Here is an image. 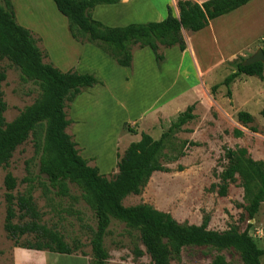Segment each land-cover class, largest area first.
I'll return each mask as SVG.
<instances>
[{"label":"rangeland","instance_id":"374dc122","mask_svg":"<svg viewBox=\"0 0 264 264\" xmlns=\"http://www.w3.org/2000/svg\"><path fill=\"white\" fill-rule=\"evenodd\" d=\"M11 4L18 25L27 27L31 35L39 39L37 47L43 52L45 63H49L50 55L61 53L67 55V51L70 54L78 51L74 44L72 46L71 43L67 44L61 32L63 43H47L39 34L33 32V30H49L67 24L66 19L56 11L51 0H11ZM263 5L264 2L261 9ZM240 13L239 11L236 14ZM245 13L254 12H242ZM235 15L218 21L219 23L215 24L213 37L201 31L197 37L195 35L190 38L193 39L196 49L198 46L201 48L204 54L203 57L201 56L203 62L208 64L202 75L205 87L202 85L198 88L195 93L196 101L194 93L187 88L196 82L188 56L181 70L177 71L179 62L177 55L172 53V49H167L168 53L164 54V69L160 72L162 65L157 66L152 53L151 56L147 52L152 61L148 58L149 61L144 62L142 67L135 65V71H131V68L123 70L127 71V76H123L122 70L116 69V65L107 57L105 63L99 64L98 61L101 59L98 56L90 64L95 67L92 69L94 70L92 75L95 73L94 77L99 84L81 93L73 108L71 104L66 106L67 119L71 121L66 133L77 144L79 155L81 154L82 157L87 151L89 153L101 151V155L108 157L116 141H119V146L122 147L130 140V136L126 135L128 130L123 129L127 121L130 122L145 114L140 133L158 140L180 112L194 105V120L183 126L179 133L168 140L163 152L161 163L169 172L154 173L142 193L139 196L127 197L122 205L132 207L146 204L170 214L179 224L198 226L204 217H208V228L217 232L226 231L231 227L243 232L247 225H250L248 235L259 249L264 250V203L261 204L255 218L247 221L243 210L245 206L243 191L239 181L229 187L225 198L217 196V189L212 190V187L219 183L217 176L225 165L224 150L242 148L252 160L264 161V117L260 116L264 107V81L241 75L230 86V99L227 98V89L223 86H220L214 94L211 93V88L220 85L233 73L238 63H243L258 50L264 51V20L259 19L260 14L256 16V23L254 22L250 29L247 23L237 28L229 26L237 17ZM261 17L264 18V12ZM216 28H220L222 32ZM188 35L189 33L184 32L185 37ZM225 39H227L226 45L223 46ZM52 47L54 48L50 49ZM222 50L224 53L220 55ZM67 57L69 58L68 55ZM0 69L6 74L1 90L7 105L4 118L9 123L25 107L31 105L40 92L37 86L22 82L19 71L7 61L0 62ZM159 100L168 102L165 106V114L166 117L172 118L159 119L158 123L150 127L153 116L148 113V109H152ZM70 110L71 114H69ZM239 112L250 114L253 122L243 127L237 121ZM128 128L136 133L139 131L136 123L128 125ZM250 128H254L256 132L250 131ZM235 130L242 133L240 138L235 137ZM118 149L121 151L120 148ZM179 151L184 157L172 161L171 158ZM103 169V173L106 174L105 164ZM7 173L16 180L13 196L31 192L36 211L40 216L38 225L59 234L71 248L78 247L72 256L27 251L18 248L7 237L4 232L6 192L3 185ZM115 174H106V177L111 179ZM27 177L31 179L32 189L29 183L23 182ZM42 180L43 176H40L38 171V158L35 157L33 141L30 137L14 151L8 165L0 167V264H90V240L95 229L92 213L80 200L70 203L67 199L56 198L51 191L45 190L46 188L40 185ZM70 194L74 197L79 195L74 188H70ZM28 221V219L24 221L15 219L13 224L19 225ZM27 242L35 243L34 235L21 237L17 244L21 246ZM134 245L144 251L138 241L137 233L128 231L124 225L112 220L103 239V247L109 255L108 264H149L147 255L138 260L134 258L132 255ZM216 255L223 256L228 264H241L235 254L225 251L218 253L206 248L184 249L180 260L171 264H210ZM260 261L264 264V256Z\"/></svg>","mask_w":264,"mask_h":264},{"label":"trees","instance_id":"16d2710c","mask_svg":"<svg viewBox=\"0 0 264 264\" xmlns=\"http://www.w3.org/2000/svg\"><path fill=\"white\" fill-rule=\"evenodd\" d=\"M51 1L66 19L73 41L80 45H93L117 66L130 68L134 50L148 49L157 66L162 65L163 50L177 48L180 53L185 51L184 32L198 33L210 21L245 6L250 0H208L202 4L177 0V18L167 7L166 17L161 22L116 28L95 21L92 11L98 5L117 4L119 0ZM38 42L39 39L17 24L11 1L0 0V62L5 60L10 63L19 71L22 82L37 86L40 92L31 105L7 123L4 118L7 105L1 90L6 74L0 69V167H6L14 151L32 138L39 175L43 176L40 185L58 199H67L70 203L80 200L92 213L95 229L90 240V264H108L109 255L103 247V239L112 220L138 234L144 251L134 245L132 255L136 260L147 255L149 264L178 262L182 251L188 248H206L218 253L225 251L235 254L241 264H261L264 250L259 249L248 235L250 225L243 232L235 227L217 232L208 228V217H204L198 226L179 224L170 214L146 204L122 205L127 197L139 196L154 173L169 172L161 163L163 152L168 140L194 120V105L180 113L158 140L141 133L138 142L131 143L122 155L117 154V173L108 179L100 175L96 167L88 165V161L79 155L77 144L66 133L71 125L65 112L66 106L85 90L98 85V81L92 74L61 72L51 63H45L43 52L37 47ZM262 53L264 55V51ZM241 75L264 81V63L249 66L238 63L233 73L220 85L211 88V93L223 86L230 99V86ZM260 116L264 117V107ZM237 121L246 127L253 122V118L248 113L239 112ZM124 128L133 133L128 124H124ZM250 131L256 132L254 128ZM234 135L240 138L242 133L235 130ZM183 157L184 154L179 151L171 159L178 161ZM223 160L225 165L217 176L219 183L212 190L217 189V196L225 198L229 187L239 181L245 203L244 214L247 221L253 220L264 203V161L252 160L242 148L224 150ZM23 182L29 183L32 189L30 178H25ZM3 185L6 192L4 232L18 248L64 256H72L78 250L76 246H68L59 234L38 225L40 216L31 192L13 196L16 180L11 174L5 175ZM70 188L79 193L78 197L70 194ZM15 219L29 221L17 225L13 224ZM27 235H34L36 242L18 246L17 241ZM210 264L228 263L223 256L216 255Z\"/></svg>","mask_w":264,"mask_h":264},{"label":"crops","instance_id":"0c3cea01","mask_svg":"<svg viewBox=\"0 0 264 264\" xmlns=\"http://www.w3.org/2000/svg\"><path fill=\"white\" fill-rule=\"evenodd\" d=\"M190 1L197 3V4H202L208 0H190ZM263 2H264V0H250L245 6L239 8V9H237L231 13H228L226 15H223L219 18H216V19L210 21L209 25L205 29L202 30V33H204V34L208 33L207 35H210V36L212 35V37H213L215 34V32H213L215 30V24L219 23L218 21H222V20L226 19V17H228V16H232V15H235L236 13H239V11L241 13L239 15L238 14L235 15L237 17L234 18V20H233L234 22H231L229 24V26H231L233 28H237V26H245L247 23V24H249V29H250L253 26L254 22L256 21V16H258L259 14H260L259 19L261 21L264 20V18L261 17L262 12H264V7H263V9H261ZM174 5H175V7H174ZM167 7H169L171 9L173 16L177 18L178 17V11L176 8V2L174 0H119V3H117V4L96 6L92 11V18L95 21L100 22L102 25H104L106 27H111V28L126 27V26L131 25V24L152 23V22H149L148 20H153L154 22H161L166 17ZM243 11H253L254 13L242 14ZM142 20H144V21H142ZM222 25H224V24H222ZM23 28L27 29V27H23ZM259 28H260V26H259ZM216 30H218L219 32H222V30L220 28H216ZM33 32H36L37 34H39L42 37L43 41H46L47 43H49V42H51V43L52 42L53 43L62 42V39H63L62 35H61V33H62L67 44L71 43L70 46H72L73 44L76 46L78 51L71 52V54L69 51H67V55L69 56L70 60H68L69 58L67 57V55H63L62 53L58 54V55H54V54L52 56L50 55L49 63L53 64L56 68H58L59 71L61 70V72L75 71L78 74H92V72H94V70H92V69H95V67H93L90 63L95 61V59L98 58V56L101 59L100 61H98L99 64H102L104 61L106 62V60H107L106 57L109 58L107 55L102 53L99 49H97L93 45L87 44L84 46H80V45H78V43L73 41V39L70 37L69 32H68V24H66L62 27L50 28L49 30H43V31H40V30L34 31L33 30ZM198 33H194V34L189 33V35L186 37L184 36V33H183L185 43H186V49L184 52L180 53L177 48H171L172 53H175L177 55L176 58H178V60H179L177 71L181 70V68L183 67V62L185 61L186 56L189 57L188 62H189V64H191V66L194 69L196 82H195V84H191L190 86H187V88L189 89V91H192L194 93V98H195L194 100L195 101L197 100V98L195 97V95H196L195 93L197 92L198 88L201 87L202 85L205 87V84L203 83V77L204 76H202V75L204 74L205 68L208 65V64H205L203 62L202 57L204 54H203L201 48L198 46V48L196 49L195 45L193 44V41H192L193 39H190L191 36L194 37L196 35V37H197L199 35ZM59 34L61 36H59ZM208 37L209 36H207L206 38L208 39ZM226 41H227V39L223 40V46L226 45V43H225ZM248 42H250V41H248ZM48 46L49 45H47V47ZM53 48L54 47H52L50 49H53ZM147 52H149L151 55V52L148 49L136 50L132 53V63H131V67H130L131 69L119 67L115 64V62L113 60H111L110 58L109 59L116 65L115 66L116 69L122 70V73H124L123 76H127V71L124 72L123 70L130 69L131 71H135L134 70L136 68L135 65H138V67H142L144 62L149 61L148 58H150V55H148ZM93 53H95V54H93ZM166 53H168V50L167 49L163 50V55ZM222 53H224V50L220 51V55ZM151 61H152V59H151ZM200 62L204 63V64L202 65ZM164 64H165V61L163 62L162 66L160 68V72L163 71ZM157 69L158 68L156 67V70ZM94 75H95V73H94ZM76 99H75V101H76ZM75 101L71 104V108H73V104L75 103ZM167 103L168 102L165 100L164 101L159 100L152 107V109H148V113L153 116L152 117L153 119H151L152 124L150 127H152L155 123H158L159 119L161 120V119L172 118L170 116L166 117V114H165L166 107L165 106ZM180 113H182V112H180ZM69 114H71V110H70ZM144 115L145 114H142L140 117L135 118L134 120H132L130 122L127 121V124L130 126L132 125V123H136L139 126V131L137 133L136 132L126 133V135L130 136L131 141L130 140L126 141V143H124V145L122 147L119 146V141H116L114 144V147H112L111 152H110L108 157H104L103 155H101L100 154V153H102L101 151H99V152L93 151L91 153H89L87 151L84 153V155H83L84 157H82L81 154H80V156L84 160L88 161L89 166L96 167L98 169L100 175L106 176V174L117 173L116 154L119 153V155H120L121 152L123 154L124 151L126 150V148L131 143H136L139 141L140 134H141L140 133V130H141L140 126H141L142 121L145 119L144 118L142 120ZM118 148H120L121 151H119ZM103 164H105L107 166V171H106L107 173L106 174L103 173L104 172Z\"/></svg>","mask_w":264,"mask_h":264},{"label":"water","instance_id":"95a60500","mask_svg":"<svg viewBox=\"0 0 264 264\" xmlns=\"http://www.w3.org/2000/svg\"><path fill=\"white\" fill-rule=\"evenodd\" d=\"M255 63H264V55L261 50H258L253 56L246 59L242 63V66H249Z\"/></svg>","mask_w":264,"mask_h":264}]
</instances>
